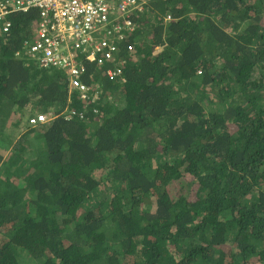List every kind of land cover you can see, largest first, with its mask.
<instances>
[{
    "label": "trees",
    "instance_id": "trees-1",
    "mask_svg": "<svg viewBox=\"0 0 264 264\" xmlns=\"http://www.w3.org/2000/svg\"><path fill=\"white\" fill-rule=\"evenodd\" d=\"M37 13L0 32V264H264V0L129 9L95 101L18 55Z\"/></svg>",
    "mask_w": 264,
    "mask_h": 264
},
{
    "label": "built area",
    "instance_id": "built-area-1",
    "mask_svg": "<svg viewBox=\"0 0 264 264\" xmlns=\"http://www.w3.org/2000/svg\"><path fill=\"white\" fill-rule=\"evenodd\" d=\"M145 1L120 0L116 5L110 0H0V9L9 12L37 7L40 19L28 53L44 66L63 67L70 85L79 90L80 98L95 101L99 91H89L80 81L87 70L86 63L103 67V73L111 80L121 77L125 61L117 57V42L124 39V32L134 30L128 10H141ZM102 28L104 34L96 38L94 33ZM132 45H127L129 50ZM47 119L46 114L38 113L29 122L36 124Z\"/></svg>",
    "mask_w": 264,
    "mask_h": 264
},
{
    "label": "clouds",
    "instance_id": "clouds-1",
    "mask_svg": "<svg viewBox=\"0 0 264 264\" xmlns=\"http://www.w3.org/2000/svg\"><path fill=\"white\" fill-rule=\"evenodd\" d=\"M31 8L37 9V12H38V8L37 7H30L28 9H26V10L18 8V9H13V10H11L9 12H3V10L0 9V32H5L7 35H9V33L11 31L10 28L13 25L10 16L13 15V14H17V13H25ZM39 19H40V15H39V13H37L36 22L32 25L33 27H32L31 32L34 30L35 25L37 24ZM4 26H7V27L4 28ZM33 40H34V36L33 37L23 38L21 43H20V47L21 48L19 47L18 50H17L18 55L22 54V53H24V54L28 53V49L30 48V45L33 43ZM44 114H46L47 117H48V119L46 121L38 122V123L32 124V125L33 126H37V124L50 122L52 120L53 117L49 116L47 113H44Z\"/></svg>",
    "mask_w": 264,
    "mask_h": 264
},
{
    "label": "rangeland",
    "instance_id": "rangeland-1",
    "mask_svg": "<svg viewBox=\"0 0 264 264\" xmlns=\"http://www.w3.org/2000/svg\"><path fill=\"white\" fill-rule=\"evenodd\" d=\"M7 145V147H8V150L10 149V145L9 144H6ZM4 146H5V144H4ZM6 146H5V148H7Z\"/></svg>",
    "mask_w": 264,
    "mask_h": 264
}]
</instances>
